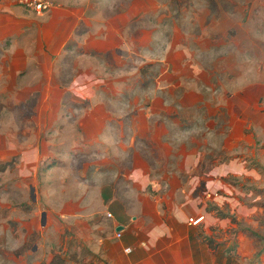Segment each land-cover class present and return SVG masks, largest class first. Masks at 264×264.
Returning a JSON list of instances; mask_svg holds the SVG:
<instances>
[{
  "label": "crops",
  "instance_id": "crops-1",
  "mask_svg": "<svg viewBox=\"0 0 264 264\" xmlns=\"http://www.w3.org/2000/svg\"><path fill=\"white\" fill-rule=\"evenodd\" d=\"M53 1L40 18L0 0L4 107L36 110L39 127L23 155L47 158L49 171L73 165L75 178L64 230L82 259L39 264H264V244L250 236L264 240L261 71L247 68L238 91L212 80L203 88L201 71H183L169 49L161 79L176 85L140 100L127 84L144 37L128 32L136 6L127 15L115 0ZM186 74L193 84H177Z\"/></svg>",
  "mask_w": 264,
  "mask_h": 264
},
{
  "label": "rangeland",
  "instance_id": "rangeland-1",
  "mask_svg": "<svg viewBox=\"0 0 264 264\" xmlns=\"http://www.w3.org/2000/svg\"><path fill=\"white\" fill-rule=\"evenodd\" d=\"M115 4L122 5L127 15L126 7L136 6L131 9L132 28L128 32L138 31L140 36L143 32L137 63L132 62L139 74L127 80V84L136 83L141 88L137 94L140 100H146L147 91L159 85H176L174 77L169 83L161 79L168 68L165 60L169 49L176 48L175 62L179 63L175 65L183 71H201L197 80L201 78L203 88L212 80L216 86L221 83L238 91L242 80L247 79L243 75L247 68L251 75L258 71L264 75V0H115ZM135 9L137 21L133 19ZM172 41L177 47L170 45ZM183 50L185 54L179 56ZM183 56L185 62L180 60ZM187 74L177 84L192 85ZM6 98L7 94L0 93V264H39L51 254L67 259L74 256V261H79L83 248L69 243L64 230V202L72 194L75 180L69 174L73 165L70 169L69 165H58V169L49 171L45 168L47 158L24 156L34 151V139L39 134V127L33 123L36 110L6 109ZM40 163L43 166L37 165ZM260 176L264 180V173ZM31 187L35 188V201ZM254 235L250 236L260 238L264 244L261 235ZM67 247L77 252H64Z\"/></svg>",
  "mask_w": 264,
  "mask_h": 264
},
{
  "label": "built area",
  "instance_id": "built-area-1",
  "mask_svg": "<svg viewBox=\"0 0 264 264\" xmlns=\"http://www.w3.org/2000/svg\"><path fill=\"white\" fill-rule=\"evenodd\" d=\"M15 5L20 6L37 17H44L48 15L54 8L55 3L53 0H11ZM112 215L109 214L108 217ZM204 221V216L199 218H190L189 223L192 226H198ZM120 237V235L118 236ZM130 251L129 249L126 252Z\"/></svg>",
  "mask_w": 264,
  "mask_h": 264
},
{
  "label": "water",
  "instance_id": "water-1",
  "mask_svg": "<svg viewBox=\"0 0 264 264\" xmlns=\"http://www.w3.org/2000/svg\"><path fill=\"white\" fill-rule=\"evenodd\" d=\"M42 217H43L42 222H43V225H44V224H45V217H46V214L44 213Z\"/></svg>",
  "mask_w": 264,
  "mask_h": 264
}]
</instances>
